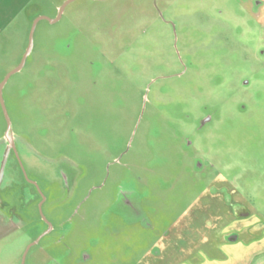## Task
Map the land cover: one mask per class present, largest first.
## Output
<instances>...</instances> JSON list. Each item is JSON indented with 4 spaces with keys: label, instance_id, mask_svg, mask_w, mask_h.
<instances>
[{
    "label": "rangeland",
    "instance_id": "374dc122",
    "mask_svg": "<svg viewBox=\"0 0 264 264\" xmlns=\"http://www.w3.org/2000/svg\"><path fill=\"white\" fill-rule=\"evenodd\" d=\"M67 1L0 37L1 83L47 17L3 88L53 225L26 264H264V0H71L51 21ZM5 171L24 223L0 215V264H21L48 223Z\"/></svg>",
    "mask_w": 264,
    "mask_h": 264
},
{
    "label": "flooded vegetation",
    "instance_id": "af4514ba",
    "mask_svg": "<svg viewBox=\"0 0 264 264\" xmlns=\"http://www.w3.org/2000/svg\"><path fill=\"white\" fill-rule=\"evenodd\" d=\"M7 130V128H6ZM13 129H11L12 131ZM0 137H5L6 140H7V149H6V154L4 155V159L3 161L1 162V172H0V182H4L7 181L9 178H10V173L9 172H6L5 169H6V162L8 160L9 157L13 158V161H16L17 165H18V168L20 170V173L22 175V182L23 184L17 182L23 189H24V192H25V196L24 198L28 197L27 196V189L29 187H31L36 196L33 200H36L38 201L39 203V209H40V213L42 215V217L44 218V220H46V222L48 223L47 224V230L45 232H43L42 234H40V236L32 239L30 242H29V245L26 247V250L25 252L27 251V254H26V257H25V261H24V264H26V259H27V255L29 253V251L35 246V245H40V242L42 241V239L44 238V236H46L49 232H50V229L49 227L51 228L53 225L50 224L47 220V218L42 214L41 212V208L42 206L44 205V203L46 202V200L48 199V195L46 194V190L45 188H43V186L39 183V180L38 178L40 179V177H31L30 174H29V171L27 169V166L24 162V158H23V155H22V149L16 139V137L12 134V132L10 133L9 135V138L6 137V131L5 133H3ZM11 140L13 141V143L11 142ZM69 176H67V178L64 177V182H65V185L66 187L70 188V185H69ZM42 179V178H41ZM0 183V184H1ZM27 183V184H26ZM5 188V184L3 185L2 187V184L0 185V202H4V206H6L8 204V201H6L5 197L2 195V192L1 190ZM3 206V207H4ZM0 215H10L11 213V216H13L14 214L16 216H20L17 212H16V209H12V207L9 208V212L6 214L5 212H2L3 211V208L0 207ZM43 211V210H42ZM3 213V214H2ZM20 219L22 220V222L24 223L22 217L20 216ZM21 226V225H20ZM17 229V228H16ZM13 231V230H12ZM11 231L7 232L6 234H2L0 235V238H2L3 236L9 234ZM1 234V233H0ZM24 252V254H25ZM24 257V255H23ZM23 257H22V260H21V264L23 263ZM54 264H59L58 262H54Z\"/></svg>",
    "mask_w": 264,
    "mask_h": 264
},
{
    "label": "crops",
    "instance_id": "0c3cea01",
    "mask_svg": "<svg viewBox=\"0 0 264 264\" xmlns=\"http://www.w3.org/2000/svg\"><path fill=\"white\" fill-rule=\"evenodd\" d=\"M32 0H0V37L3 36L19 17H24Z\"/></svg>",
    "mask_w": 264,
    "mask_h": 264
},
{
    "label": "water",
    "instance_id": "95a60500",
    "mask_svg": "<svg viewBox=\"0 0 264 264\" xmlns=\"http://www.w3.org/2000/svg\"><path fill=\"white\" fill-rule=\"evenodd\" d=\"M69 1H71V0H69ZM69 1L65 2V3L61 6L58 17L55 18V19H52L51 21L54 22V21L58 20V19L61 17V15H62V13H63V10H64L65 6L67 5V3H68ZM42 18H47V17L41 15V16L37 17V18L34 20V23H33V26H32L31 32H30V41H29V45H28V48H27V50H26V52H25V54H24V56H23V58H22L21 63L19 64V66H17V67L14 68L13 70H11V71L6 75V77L4 78V80L0 83V102H1V105H2V108H3V111H4V114H5V117H6V120H7L6 137H8V138H9V135H10V133H11L12 122H11V118H10L9 113H8V109H7V106H6V103H5V99H4V97H3V88H4L5 84H6V82L8 81L9 77H10L13 73L19 71V70L24 66V64H25V62H26V58L28 57V55L31 53V51H32V49H33V45H34V31H35L36 25H37L38 21H39L40 19H42ZM11 142L13 143L12 140H11ZM41 212H42V214H43L42 208H41ZM26 254H27V251H26L25 254H24V257H23V263H22V264H24Z\"/></svg>",
    "mask_w": 264,
    "mask_h": 264
},
{
    "label": "trees",
    "instance_id": "16d2710c",
    "mask_svg": "<svg viewBox=\"0 0 264 264\" xmlns=\"http://www.w3.org/2000/svg\"><path fill=\"white\" fill-rule=\"evenodd\" d=\"M31 8V7H30ZM30 10V9H29Z\"/></svg>",
    "mask_w": 264,
    "mask_h": 264
}]
</instances>
